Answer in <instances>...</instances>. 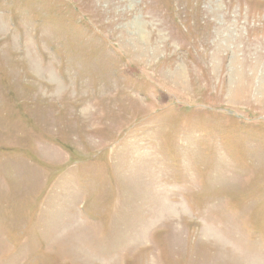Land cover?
<instances>
[{"label": "rangeland", "instance_id": "rangeland-1", "mask_svg": "<svg viewBox=\"0 0 264 264\" xmlns=\"http://www.w3.org/2000/svg\"><path fill=\"white\" fill-rule=\"evenodd\" d=\"M0 264H264V0H0Z\"/></svg>", "mask_w": 264, "mask_h": 264}, {"label": "bare ground", "instance_id": "bare-ground-1", "mask_svg": "<svg viewBox=\"0 0 264 264\" xmlns=\"http://www.w3.org/2000/svg\"><path fill=\"white\" fill-rule=\"evenodd\" d=\"M142 42V41H141Z\"/></svg>", "mask_w": 264, "mask_h": 264}]
</instances>
